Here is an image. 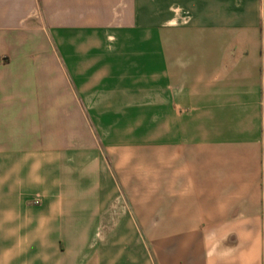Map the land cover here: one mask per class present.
<instances>
[{"label": "crops", "instance_id": "1", "mask_svg": "<svg viewBox=\"0 0 264 264\" xmlns=\"http://www.w3.org/2000/svg\"><path fill=\"white\" fill-rule=\"evenodd\" d=\"M0 264H264V0H0Z\"/></svg>", "mask_w": 264, "mask_h": 264}, {"label": "rangeland", "instance_id": "2", "mask_svg": "<svg viewBox=\"0 0 264 264\" xmlns=\"http://www.w3.org/2000/svg\"><path fill=\"white\" fill-rule=\"evenodd\" d=\"M59 32H54V34L57 36ZM56 38V37H55ZM60 51L61 52H65V59L68 62V66L72 67V61H74L71 57L67 56L68 54L66 52H69L71 55V52H73V49H61L60 47Z\"/></svg>", "mask_w": 264, "mask_h": 264}]
</instances>
